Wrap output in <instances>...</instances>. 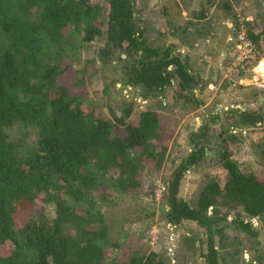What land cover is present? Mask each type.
<instances>
[{
  "label": "trees",
  "instance_id": "trees-1",
  "mask_svg": "<svg viewBox=\"0 0 264 264\" xmlns=\"http://www.w3.org/2000/svg\"><path fill=\"white\" fill-rule=\"evenodd\" d=\"M104 34L102 56L118 50L123 83L143 97L173 79L186 93L197 83L178 54L146 43L133 0H106L104 9L93 0H0V264H115L110 256L117 244L108 238L94 194L135 189L164 161L167 146L155 111L133 115L131 102L107 101L108 117L87 99L89 74L75 63L81 49ZM247 34L261 51L264 33ZM253 115L239 114L241 122ZM15 124L35 130L33 139L13 138ZM228 136H219L223 183L208 179L195 207L178 196L184 172L206 149L193 132L194 149L165 190L168 222L193 221L204 229V264H220L213 234H221L217 225L226 217L215 208L218 201L241 211L234 223L251 237L257 231L244 217L264 216V171L242 172L227 151ZM37 201L52 207L53 217L36 215ZM126 264L165 263L151 251L133 254Z\"/></svg>",
  "mask_w": 264,
  "mask_h": 264
},
{
  "label": "rangeland",
  "instance_id": "rangeland-1",
  "mask_svg": "<svg viewBox=\"0 0 264 264\" xmlns=\"http://www.w3.org/2000/svg\"><path fill=\"white\" fill-rule=\"evenodd\" d=\"M93 1L103 9L106 6V0ZM133 4L146 43L178 54L197 83L186 93L173 79L163 91L145 98L140 90L123 83L118 56H124L118 50L102 56L105 34L79 53L75 65L89 74L87 99L101 105L108 117L107 101L131 102L133 115L145 109L155 111L167 146L161 167L147 170L137 188L124 194L109 189L94 194L108 238L117 244L110 259L126 264L133 254L152 251L165 264H204V229L193 221L168 222L165 190L174 169L194 149L193 132L205 139H198V144L206 149L199 162L184 172L179 186L178 196L189 206H196L208 179L225 180L221 133L229 135L227 151L242 172L264 171V46L261 51L256 48L260 60L256 70L255 62L244 69L231 64L240 31L247 36L248 32L264 33V0H133ZM247 110L254 111V117L241 122L239 114ZM34 131L15 124L10 134L15 139H33ZM215 208L226 217L217 225L221 234H213L219 263L264 264V216H241L257 231V237H251L234 223L240 210H228L219 201ZM33 212L47 218L54 215L53 208L40 201Z\"/></svg>",
  "mask_w": 264,
  "mask_h": 264
},
{
  "label": "built area",
  "instance_id": "built-area-1",
  "mask_svg": "<svg viewBox=\"0 0 264 264\" xmlns=\"http://www.w3.org/2000/svg\"><path fill=\"white\" fill-rule=\"evenodd\" d=\"M256 54V47L253 41L246 35L245 31H240L236 38L235 52L231 64L237 68L244 69L255 62L253 67L256 70L260 63V60L256 59Z\"/></svg>",
  "mask_w": 264,
  "mask_h": 264
},
{
  "label": "crops",
  "instance_id": "crops-1",
  "mask_svg": "<svg viewBox=\"0 0 264 264\" xmlns=\"http://www.w3.org/2000/svg\"><path fill=\"white\" fill-rule=\"evenodd\" d=\"M262 62H264V61H262Z\"/></svg>",
  "mask_w": 264,
  "mask_h": 264
}]
</instances>
